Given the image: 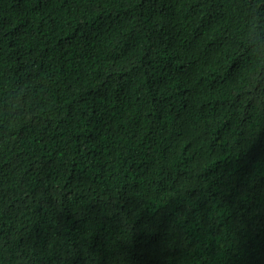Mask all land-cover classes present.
<instances>
[{
	"label": "trees",
	"instance_id": "16d2710c",
	"mask_svg": "<svg viewBox=\"0 0 264 264\" xmlns=\"http://www.w3.org/2000/svg\"><path fill=\"white\" fill-rule=\"evenodd\" d=\"M0 264H264V0H0Z\"/></svg>",
	"mask_w": 264,
	"mask_h": 264
}]
</instances>
